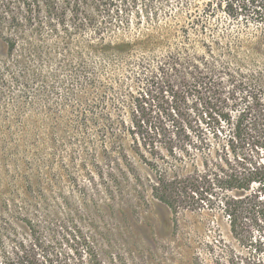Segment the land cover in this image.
Masks as SVG:
<instances>
[{
    "label": "trees",
    "instance_id": "trees-1",
    "mask_svg": "<svg viewBox=\"0 0 264 264\" xmlns=\"http://www.w3.org/2000/svg\"><path fill=\"white\" fill-rule=\"evenodd\" d=\"M0 49V264L96 257L80 208L54 209L46 169L63 151L99 167L107 201L149 192L242 233L247 193L264 190V0H0ZM45 221L78 246L49 251Z\"/></svg>",
    "mask_w": 264,
    "mask_h": 264
},
{
    "label": "rangeland",
    "instance_id": "rangeland-1",
    "mask_svg": "<svg viewBox=\"0 0 264 264\" xmlns=\"http://www.w3.org/2000/svg\"><path fill=\"white\" fill-rule=\"evenodd\" d=\"M221 24L235 31L241 26L223 17ZM5 92L8 94V89L0 87V116L7 104L10 108ZM126 120L129 124L128 117ZM2 121L0 117V123L4 124ZM61 154L65 155L64 162L55 160L53 169L48 166L46 178L52 179L56 194L63 198L54 204L60 217L65 216L66 201L71 202L68 208H80L75 214V225L91 236L96 254L85 258L86 264H264V190L255 186L247 193L250 213L242 233L234 235L228 219L218 210H185L174 215L149 192L144 197L131 191L118 193L107 201L103 191L108 181L97 174L99 167L92 161L85 166L84 157L78 155L73 161L68 151ZM131 157L142 177L152 179L149 168L136 156ZM122 182L127 186L126 180ZM56 194L52 195L57 197ZM40 225L36 237L49 251L69 252L78 246L77 237H68L67 242V237L54 225L46 221ZM24 227L21 223L14 224L16 232L22 235H26Z\"/></svg>",
    "mask_w": 264,
    "mask_h": 264
}]
</instances>
